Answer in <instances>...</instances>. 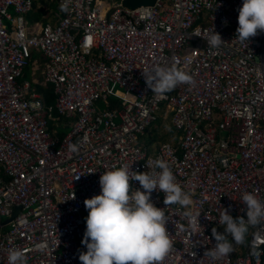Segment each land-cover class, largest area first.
Here are the masks:
<instances>
[{
	"label": "built area",
	"instance_id": "1",
	"mask_svg": "<svg viewBox=\"0 0 264 264\" xmlns=\"http://www.w3.org/2000/svg\"><path fill=\"white\" fill-rule=\"evenodd\" d=\"M124 3L60 0L54 24L29 25L33 0H0V264L17 248L27 264H81L84 201L100 194V175L122 166L150 171L156 158L169 163L200 213V228L189 229L180 206L153 191L173 241L162 264H264V222L228 257L207 255L212 229L224 230L222 208L236 218L246 215L245 192L264 201V33L246 47L235 38L241 0ZM212 30L224 42L219 50L207 43ZM33 50L45 60L51 106L23 79ZM157 66L187 71L194 86L157 96L142 74ZM114 87L130 100L100 109ZM60 118L70 124L57 138L48 123ZM167 118L177 144L150 154L139 139ZM129 184L130 192L140 188Z\"/></svg>",
	"mask_w": 264,
	"mask_h": 264
},
{
	"label": "clouds",
	"instance_id": "2",
	"mask_svg": "<svg viewBox=\"0 0 264 264\" xmlns=\"http://www.w3.org/2000/svg\"><path fill=\"white\" fill-rule=\"evenodd\" d=\"M237 11L235 38L246 47L250 38L264 33V0H241ZM207 43L217 50L224 45L220 34L213 30ZM142 74L147 87L161 97L179 85L195 84L192 75L174 66H157ZM69 147L74 153L78 151L77 144ZM149 166L151 170L142 173L122 166L100 175V194L84 201L88 215L81 241L86 251L78 257L81 264H162L173 241L166 228L169 219L165 208L151 201L153 191L164 194V205L180 206L189 229L200 228V213L192 210V194L182 189L169 163L156 158ZM130 180L138 181L140 188L130 192ZM241 199L246 215L233 218L228 209L222 208L218 223L224 225V230L212 229L215 244L207 255L213 259L228 257L235 244L245 242L251 227L264 222V201L251 192H245ZM180 230L186 229L182 225ZM7 264H27V256L21 249H12Z\"/></svg>",
	"mask_w": 264,
	"mask_h": 264
},
{
	"label": "crops",
	"instance_id": "3",
	"mask_svg": "<svg viewBox=\"0 0 264 264\" xmlns=\"http://www.w3.org/2000/svg\"><path fill=\"white\" fill-rule=\"evenodd\" d=\"M33 1L35 7L27 16V21L29 25H37V24L44 25L47 23L54 24L56 21L55 15L58 12L60 0H33ZM35 53H37V55L40 54L39 52L33 50L30 65L24 71L23 79L31 83V88L34 91L41 93L39 92L40 88L44 89L50 86H45L43 84V72L45 67L44 65L45 60L42 57V55L34 58L33 54ZM130 98L131 96L128 97V95H126V93L122 89L118 87H114L113 94L109 96L107 104L101 102L98 103L104 105V108L118 109L119 107H121V105H124L126 101L130 100ZM51 100H52L51 105H53L54 104L53 93ZM99 108L104 109L102 107ZM166 121L168 122V127L161 130L160 128L161 125L164 122L166 123ZM169 121H170L169 118H167V120L159 119L157 121L159 125L158 128L154 127L157 122L152 124L149 130L145 132V135L139 139V143L141 147L147 149L150 154H153L156 152V150L158 149L161 143L168 142L172 144H177L179 134L173 129L171 121L170 122ZM69 124L70 121L68 119L60 118L55 121H50L48 123V128L53 136L57 138H62L68 132Z\"/></svg>",
	"mask_w": 264,
	"mask_h": 264
},
{
	"label": "water",
	"instance_id": "4",
	"mask_svg": "<svg viewBox=\"0 0 264 264\" xmlns=\"http://www.w3.org/2000/svg\"><path fill=\"white\" fill-rule=\"evenodd\" d=\"M155 0H125V5L129 8H137L140 6H149L154 4ZM19 211V209L17 208L15 210V213L13 214V216L7 220L4 221V224H7L8 222L11 221V219L17 214V212Z\"/></svg>",
	"mask_w": 264,
	"mask_h": 264
},
{
	"label": "trees",
	"instance_id": "5",
	"mask_svg": "<svg viewBox=\"0 0 264 264\" xmlns=\"http://www.w3.org/2000/svg\"><path fill=\"white\" fill-rule=\"evenodd\" d=\"M35 7V5L33 6V8ZM39 92H41L44 96H45V100H46V103L47 105H50L51 106V98H52V89L51 87H48V88H40ZM55 116L57 115L55 112L53 113ZM158 124V122H157ZM159 125L157 126H154L155 128H158ZM64 134V133H63ZM62 134V135H63Z\"/></svg>",
	"mask_w": 264,
	"mask_h": 264
},
{
	"label": "rangeland",
	"instance_id": "6",
	"mask_svg": "<svg viewBox=\"0 0 264 264\" xmlns=\"http://www.w3.org/2000/svg\"><path fill=\"white\" fill-rule=\"evenodd\" d=\"M40 55H41V54L37 55V53L33 54L34 58H36V57H38V56H40ZM97 106L104 108V105H101V103H97ZM169 120H170V118H169ZM169 122H170V121H169ZM166 124H167V125H166ZM157 125H158V124L156 123L155 126H157ZM166 127H168V122H167V121H166V123L164 122V123L161 125L160 128H161V130H163V129L166 128ZM159 130H160V129H159ZM87 215H88V214H83V217L86 218ZM8 228H9V227H5V228L3 229V232L7 231ZM249 236H250V232H248V234H247L246 241L249 240Z\"/></svg>",
	"mask_w": 264,
	"mask_h": 264
}]
</instances>
